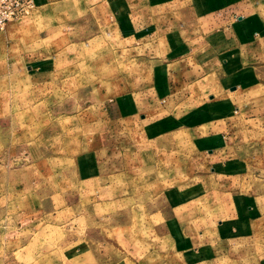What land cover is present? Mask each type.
<instances>
[{
  "label": "rangeland",
  "instance_id": "374dc122",
  "mask_svg": "<svg viewBox=\"0 0 264 264\" xmlns=\"http://www.w3.org/2000/svg\"><path fill=\"white\" fill-rule=\"evenodd\" d=\"M15 22L0 35V264H73V250L82 264H264V69L235 103L198 98L162 44L132 51L80 2ZM190 93L206 111L174 110Z\"/></svg>",
  "mask_w": 264,
  "mask_h": 264
},
{
  "label": "crops",
  "instance_id": "0c3cea01",
  "mask_svg": "<svg viewBox=\"0 0 264 264\" xmlns=\"http://www.w3.org/2000/svg\"><path fill=\"white\" fill-rule=\"evenodd\" d=\"M50 1L80 2L85 12L99 14L101 19L115 31L123 45L126 43L141 45L143 49L145 42L151 41L154 45L162 44L163 54L169 55L170 64L172 61L180 63L182 69L179 72L183 81L181 83L184 86L187 85L186 88H191V93L198 95V98L199 95H209L214 92L221 94V100L229 99L235 103V100L240 99V95L247 97L246 92H253L255 89V87L244 88L246 83L250 84L249 71L256 73L264 69V65L259 67L254 65L257 49L260 48L264 55V0H33L34 7ZM251 15L257 17L260 15L263 19L258 20V18L250 17ZM13 23L16 22H11L6 29L11 28ZM257 39H259L258 43L255 44ZM139 48L140 46L135 50L132 48V51L138 53ZM188 60L195 62L197 72L194 71V67L187 65ZM43 61L41 60L40 63ZM203 70L204 74L200 76L190 80L183 79L188 74H199ZM220 70L225 71V78H231L241 85L235 91L226 93L223 89L231 86L227 87L228 85L224 83L222 75L218 73ZM210 71H214L216 77L212 76ZM209 77L218 79L219 84L213 83L212 80L208 82L206 79ZM241 77L246 79L240 81ZM219 85L221 91L216 89ZM184 93L189 92L184 91ZM191 93L188 97L176 100L173 104L174 110L181 111L192 105L199 107L201 104L200 110L206 111L208 104L205 105L203 101L200 103L197 98L192 99ZM160 101L162 100L156 103L159 105ZM223 108L229 109L227 106ZM112 111L116 114L112 121L119 123L114 125L115 132H118L125 118L118 117L123 112L120 109L113 107ZM163 111L161 107H153L146 116L147 122L154 121L152 117L161 118ZM169 119L170 121L166 124H177L173 117ZM200 127L202 130L205 129L204 124ZM230 204L234 205V201L232 200ZM184 219L185 217L182 216V220ZM180 220L178 216L176 221ZM180 242L175 252L182 251L181 255L187 257L185 247L182 241ZM191 245L193 242L189 243V247ZM80 254L73 250L68 260L71 259L73 264H82L87 259L90 260L86 258L88 256H84L85 254ZM202 255L208 257L206 252ZM139 263L145 264L144 261Z\"/></svg>",
  "mask_w": 264,
  "mask_h": 264
},
{
  "label": "built area",
  "instance_id": "2783aa9c",
  "mask_svg": "<svg viewBox=\"0 0 264 264\" xmlns=\"http://www.w3.org/2000/svg\"><path fill=\"white\" fill-rule=\"evenodd\" d=\"M34 6L33 0H0V35L11 22L30 15Z\"/></svg>",
  "mask_w": 264,
  "mask_h": 264
}]
</instances>
